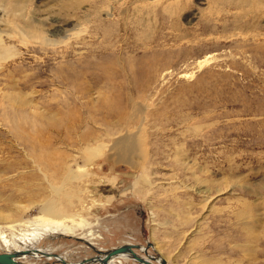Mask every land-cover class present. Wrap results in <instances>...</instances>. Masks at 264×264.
<instances>
[{
	"label": "rangeland",
	"instance_id": "obj_1",
	"mask_svg": "<svg viewBox=\"0 0 264 264\" xmlns=\"http://www.w3.org/2000/svg\"><path fill=\"white\" fill-rule=\"evenodd\" d=\"M147 2L153 4L135 0ZM148 4L116 9L110 24L93 13L69 39L52 33L57 22L48 17L61 0H27L21 16L0 20L2 44L9 45L0 60V93L34 102L42 114L59 109L64 124L72 92L65 78L76 72L78 107L85 103L81 90L100 116L105 102H127L130 117H146L133 122L143 143L135 165L119 160L112 146L90 162L88 151L75 149L72 168L81 177L66 183L68 196H53L45 180H6L19 172H0V212L11 216L0 227L39 229L38 251L73 261L96 254L80 237L102 250L152 242L170 264H264V0H162L154 11ZM103 26L111 33L103 36ZM98 27L102 37L93 40ZM39 33L57 44L42 42ZM6 103L0 100V169L25 157ZM107 119L114 124L119 116ZM36 123L46 138L56 135ZM53 146L66 150L65 158L72 154L59 141ZM53 262L61 264L52 256L28 264Z\"/></svg>",
	"mask_w": 264,
	"mask_h": 264
},
{
	"label": "bare ground",
	"instance_id": "obj_2",
	"mask_svg": "<svg viewBox=\"0 0 264 264\" xmlns=\"http://www.w3.org/2000/svg\"><path fill=\"white\" fill-rule=\"evenodd\" d=\"M150 1H151V4L153 3L154 5H156L158 3L160 4V2L162 0H150ZM165 1L166 0H164V2ZM129 3H130V5L135 6L134 8H136V9L138 7L140 8V6H142V5L137 6L135 3V0H61L60 8L57 10H54V12H50L49 13L50 16L48 15V17L52 18L55 22H57L54 29H52V33H54V34H56V33L65 34V37L67 39H69L71 37L73 38V36L76 35L77 32L80 31V28L78 26L80 25V27H81V24H79V23L82 22L83 19H85L86 17L90 16L93 13L96 15L98 22H101V23L109 22V24H110V22L115 21L114 20L115 10L116 9H119V10L123 9ZM132 3H134L135 5ZM139 4H140V2H139ZM147 4H148V2H147ZM147 4H143V6L146 7ZM162 4H164V3H162ZM26 5H27V0H0V20L3 21L4 17L7 14L21 16L20 14L23 13L24 10L26 9ZM130 5H129V7H130ZM148 5H150V2ZM152 5H150V7H149L150 9L154 7V5H153V7H152ZM158 6L159 5H156L155 7H158ZM145 7L143 9L146 10L148 8V6L146 8ZM143 9L141 8L142 11H143ZM150 9L148 10L149 13H150V11L155 10V8H153L152 10H150ZM139 10L140 9H138V12H139ZM46 13H48V12H46ZM120 13H121V11H120ZM121 16L123 17V16H125V14H122ZM121 16H120V18H121ZM43 17H41V19L39 20V21H41V23H44L43 21H44L45 17L44 18ZM94 20H96V19H94ZM3 23H5V22H3ZM114 23H112V24H114ZM83 24H85V22ZM30 26L29 27L32 28L31 30L35 29V27L32 24H30ZM95 26H97V25H95ZM103 27H105V29L101 28L102 31L104 30L103 33L100 31V29L98 27V28H95L97 31L92 32L90 37H92L94 40L95 38L97 39V38L102 37L100 32L103 34V36L110 32V31H108V29L110 27H106V26H103ZM44 32H46V31H44ZM48 33H50V32H48ZM34 35L36 36V34H34ZM39 35L40 36L38 37V35H37V37L39 39L40 38L43 39L42 42H44L50 46H53V47L55 44H57L56 41L53 40L51 37L48 38V36H42L40 33H39ZM74 37H76V36H74ZM1 38L2 37H0V60H1V58H3L4 55H5V57L7 56L6 55V53L8 51L7 47H9V45L6 46V43L4 45V41L2 44ZM83 41L85 44V42H86L85 39H83ZM87 41L89 42V40H87ZM91 41H92V39H91ZM86 44H87V42H86ZM45 45H43V46H45ZM75 73L76 72L69 73V75L66 76V78H65V80L71 86L72 92H71L69 98H67V100L64 102V105H63L65 108H67V110L64 111V116L66 118L64 121V124H62V121H59V118L57 116L59 114V112H58L59 109L56 111H53L49 114H42L39 111L38 105L35 104L34 102L31 103V101L25 100L23 98H18V96H16V95L11 96L8 91H6V92L4 91L3 93L2 92L0 93V100L2 99L3 102L10 103V105H11L9 113L7 112L8 110H6V113H8L10 115V124H11V129L13 130L12 135L19 142V144L22 145L21 148L23 149V151L25 153L24 159L21 160L20 162L18 159L11 161L12 158H10V161L8 160L7 162L3 163L4 168L0 169L1 170L0 172L2 174H4V176L5 175L11 176V173L19 172L18 173L19 176H16L14 179L8 178L6 180H21V179L45 180V182L46 181L49 182L53 196H57L59 198L62 195H66V196L69 195L66 191H64V190H66V187H67L66 183L67 182L79 180L81 177L79 175V173L75 172L72 168L73 163L76 162L75 161V152H74L75 149H77L79 151H88L89 157H90L88 162H90L92 157H95L96 155H98L99 152L105 146H107V147L112 146V148L114 149V152L117 153L119 160H125L127 158L129 160V163L133 164V165L136 164V162H134L135 161L134 158L136 156H138V157L142 156L143 143L138 137V132L141 130V128H139L138 131L133 130V128L135 126L133 122H135L137 116H132V117L129 116L130 114L128 113L127 106L125 105L127 102L126 103L125 102L124 103L119 102V103H117V106L111 105V104H108L107 102H105L106 104L102 106V109H104L106 111L102 112L103 114L100 116L98 113H96V112L94 113L92 110V104L91 103L94 100L91 101L92 98L90 97V95L85 94V93H83V91L80 90L79 93L83 94L82 99H85V103L83 106L78 107L76 104V101H75V94L73 93L74 90H75V92H78L77 87L79 86L78 82H77V77H76V75L78 76V73L77 74H75ZM111 73L113 75L112 71H111ZM112 79H113V76L110 77L109 81H111ZM113 80H112V83H114ZM112 83L108 82V84H111V85H112ZM101 93H103V92H100V95H101ZM59 105H61V104H59ZM81 107L86 109V113L81 112ZM135 108H137L136 104H135ZM4 109H6V107ZM132 109L134 110V108H132ZM126 111H127L129 118H127ZM137 111H139V110H137ZM106 114L107 115L118 114L119 121L117 123L111 124V121H109L107 119ZM133 114H134V112H133ZM142 115L141 116L139 115V118L137 117L138 119H141L140 125L142 124L143 120L146 119L145 115L144 114H142ZM38 120L44 121L47 128L49 129V131L54 130L56 132V135H54V137H53V134H54L53 133V134H51L53 138H50L51 135L49 136V134H48V138H46V136L43 135V133L41 132L40 128L37 127L36 122ZM131 121H132V124H131L132 129H130L129 132H127V131H125L126 123L128 122L127 125L129 128ZM140 125H138V126H140ZM31 127H37V131L35 132V134L30 132ZM41 127H44V126L41 125ZM50 133H52V132L50 131ZM112 136H114L115 138L113 139ZM41 137H43L44 139H42ZM41 141L44 143H42ZM58 141H59V143L65 144L67 149H70V153H72L74 155H72V154L68 155V153H67V156L65 158L63 156V153L66 150L59 151L58 148L54 147ZM52 145H54L53 146L54 148H51ZM44 148L46 150H43ZM71 149H74V150H71ZM1 150H2V148H1ZM56 153H58L59 156H61V158L59 160H58V158H56L57 157ZM12 154L10 156H12ZM3 161H6V159H3ZM28 168H29V170H27V172L24 171ZM54 181H56L57 183H54ZM51 182H53V183H51ZM210 190H211V188H209V187H207L205 189H201L202 192H207ZM22 191H24V190H22ZM37 193H39L38 190L30 191V194H32V195L37 194ZM44 200H48V198L44 199ZM47 202L51 203V201H47ZM14 212L19 213L20 211L18 209H16ZM0 219H11V216L7 215V214L4 215L3 213L0 212ZM14 228H15V225H12L11 231L7 232L6 230H4L3 228L0 227V245L5 246L6 251L16 253L17 256L15 259L18 262H20L21 264H28L29 261L33 260L34 258L35 259H43L44 257H47V256L55 257L56 261L61 262V264H105L103 262V260L106 256V253H108L110 250V249H106V250L99 249L98 247H96V245H92L91 243L84 241L83 238L79 237L80 238L79 240H81V242L86 243L89 247H91L95 251L96 254L92 257L84 258V259H81L77 262H71V261H68L66 258L63 257L65 255L62 256V255L57 254V253L50 254L52 251L51 252H44V251L42 252V251H38L35 248V244L38 242V240H40L39 237H42V235H43V233L39 229L34 230V231L33 230L29 231V229H21L19 232L15 233L14 230H16V229H14ZM18 228H20V227H18ZM77 239H78V237H77ZM30 241H31V243H29V244H31V245H26V244H28L26 242H30ZM24 243H26V244L24 245ZM153 246H154V244H153ZM141 249L144 251V249H146V245H141ZM148 250H149V248H148ZM98 251H100V253ZM48 254H50V255H48ZM139 254L142 255L140 253V251H139ZM161 256L164 258L163 255H161ZM125 259H132L135 262H137L138 264H142L139 261H137L133 257V255L129 252L121 253V254L116 255V256H112L108 260V262H106V264H115L116 262L123 263V260H125ZM47 264H55V263L53 262V263H47ZM167 264H170V263H168V261H167Z\"/></svg>",
	"mask_w": 264,
	"mask_h": 264
},
{
	"label": "water",
	"instance_id": "obj_3",
	"mask_svg": "<svg viewBox=\"0 0 264 264\" xmlns=\"http://www.w3.org/2000/svg\"><path fill=\"white\" fill-rule=\"evenodd\" d=\"M80 239V238H78ZM143 245V244H141ZM141 245L137 243H127L118 247L111 248L103 260L106 264L112 256L119 255L121 253L129 252L133 257L142 264H167L165 258L160 255L150 253L148 248H153V243L148 242L144 251L141 249ZM142 255L139 254V251ZM100 253V251H98ZM17 254L10 251L0 252V264H21L16 258Z\"/></svg>",
	"mask_w": 264,
	"mask_h": 264
},
{
	"label": "crops",
	"instance_id": "obj_4",
	"mask_svg": "<svg viewBox=\"0 0 264 264\" xmlns=\"http://www.w3.org/2000/svg\"><path fill=\"white\" fill-rule=\"evenodd\" d=\"M153 249V248H152ZM43 252V251H42ZM152 254H157V255H162V253H160V251L156 250L155 248L153 249V252L151 251ZM67 255V254H65ZM68 256V255H67ZM64 258H66V256H64ZM35 259V258H34ZM67 260L71 261V262H77V261H73L71 259H69V257L66 258ZM137 264V263H136Z\"/></svg>",
	"mask_w": 264,
	"mask_h": 264
},
{
	"label": "flooded vegetation",
	"instance_id": "obj_5",
	"mask_svg": "<svg viewBox=\"0 0 264 264\" xmlns=\"http://www.w3.org/2000/svg\"><path fill=\"white\" fill-rule=\"evenodd\" d=\"M121 262H116L115 264H120Z\"/></svg>",
	"mask_w": 264,
	"mask_h": 264
}]
</instances>
